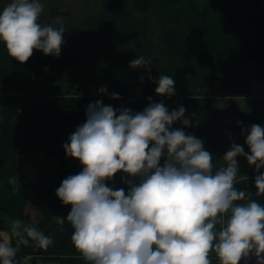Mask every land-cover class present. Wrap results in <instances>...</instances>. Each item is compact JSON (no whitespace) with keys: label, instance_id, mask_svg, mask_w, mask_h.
I'll use <instances>...</instances> for the list:
<instances>
[{"label":"clouds","instance_id":"clouds-1","mask_svg":"<svg viewBox=\"0 0 264 264\" xmlns=\"http://www.w3.org/2000/svg\"><path fill=\"white\" fill-rule=\"evenodd\" d=\"M43 10L42 0H9L0 8V42L12 58L26 62L34 49L61 54L66 30L40 21ZM129 64L151 71L144 56ZM175 82L161 74L154 79L155 92L172 96ZM98 91L108 94L106 86ZM110 95L119 99L120 94ZM149 101L137 112L102 100L86 106V121L63 145L83 168L56 189L62 203L71 205L57 222H70L72 242L90 264H212L213 251L220 264H240L252 256L264 264V204L235 187L241 172L237 157L244 156L258 173L257 195L264 194V126L245 129L250 151L233 142L223 156L226 166L213 173V155L203 140L173 127L177 121L191 125L186 108L169 111L163 101ZM118 172L127 174L122 176L127 191L106 183ZM23 232L26 236L16 235L25 244L29 238L44 248L53 243L34 227ZM15 256L14 247L0 242V264H16Z\"/></svg>","mask_w":264,"mask_h":264},{"label":"trees","instance_id":"trees-1","mask_svg":"<svg viewBox=\"0 0 264 264\" xmlns=\"http://www.w3.org/2000/svg\"><path fill=\"white\" fill-rule=\"evenodd\" d=\"M139 1L111 0L100 21L90 23L95 25L94 33L77 29L64 34L65 43L59 56L81 48L113 52L115 56L107 60L106 75L116 82L114 92L120 98L112 101L109 97H97L91 102L102 100L105 105L117 108L130 96L135 112L148 106L149 97L152 102L163 101L169 111L184 106L185 117L191 119V125L185 127L177 121L173 127L185 128L186 133L203 140L204 147L213 155L215 173L219 170L216 164L220 156L233 142L241 144L245 151L248 149L246 124L264 126V88L256 89L253 82L264 72V12L260 0H211L210 6L203 10L196 5L188 9L184 0H169V6L167 0H142L146 5L140 9ZM40 51H33L26 62H20L8 56L5 44L0 42V93L13 95L0 103V230L12 237L16 264L25 258L59 264H90L72 242L70 222L66 218L63 225L57 222L58 218L67 216L71 205L63 204L56 195L62 180L83 168L78 158L66 155L63 145L77 126L86 121L89 101L65 96H48L43 100L33 98L35 95L29 99L18 96L27 88L23 72L33 69L32 72L43 73L47 63L60 61V57ZM136 56L151 61L150 72L143 67H130L129 62ZM36 59L42 61L37 63ZM143 71L149 72L150 77L136 83L135 77ZM161 74L174 77V95L162 96L155 92L154 79L158 80ZM222 97L249 98L248 113L217 107ZM38 150L60 162L57 174L40 192L35 191L38 183L30 190L15 187V178L24 168L21 155ZM240 171L235 187L247 189L251 199L264 204V194L256 192L255 167ZM126 175L118 172L106 183L116 185L113 182L123 181L122 176ZM120 187L128 189L124 182L117 184ZM29 205L40 214L37 223L26 216ZM16 221L44 232L52 237L53 243L47 248L30 238L27 244L23 243L16 231L25 236L26 233L21 228L14 229ZM210 258L212 264H220L214 251L210 252Z\"/></svg>","mask_w":264,"mask_h":264},{"label":"rangeland","instance_id":"rangeland-1","mask_svg":"<svg viewBox=\"0 0 264 264\" xmlns=\"http://www.w3.org/2000/svg\"><path fill=\"white\" fill-rule=\"evenodd\" d=\"M210 1L211 0H184V4L188 9L196 5L197 8L203 10L209 5ZM236 1L239 2V0ZM8 2L9 0H0V8H3ZM110 2L111 0H42L44 10L39 19L42 22L62 25L66 30L64 34L67 35L77 31V29L81 32L83 29L86 33H90V31L93 32L95 30V25L91 26L90 23L96 22L97 20V22L100 21L105 8ZM145 5L146 4L140 0L138 8L145 7ZM166 5L169 6V0L166 1ZM179 6V4L176 5V7ZM260 6L264 12V0H260ZM33 51L37 53V49ZM38 55L41 56L40 53H38ZM8 56H10V54ZM114 56L115 54L111 51H100L93 48H81L69 52L64 56H59L60 61L47 63L45 67H43V70L46 68L43 73L38 74L37 72H32L33 69L32 71H28L29 73L23 72V83L26 84L27 88L24 93H19V95H17L22 97L26 96L28 99L31 98V95H35L36 97L33 98H40L41 100L48 99L49 97L54 98V96L57 98L64 96L68 98L79 97L81 99H86L89 103L92 99L97 97H109L111 99L112 97L110 94L115 91L117 84L115 81L108 78L106 72L109 66L107 60L112 59ZM36 61L39 63L42 59H36ZM160 66L164 67V64L160 62ZM7 72L12 71L8 70ZM137 75L138 76L135 77L136 83H141L145 78H149L151 74L143 71L142 74L138 73ZM253 80L256 89L264 88V72L261 75H257ZM102 86L107 87L108 94L99 93L98 90ZM130 92L134 93V90ZM138 92L141 91L138 89ZM11 96L13 95H3L0 93V103L3 99L12 98ZM159 98L158 100H161L162 96ZM116 100L117 99L112 98V101ZM123 100H126L123 101V104H116L117 108L127 107L132 109L130 104L132 102V97L129 96ZM217 106L227 110L234 109L247 113L250 103L248 105L246 99L239 101L228 100L220 101ZM249 127L250 125H245V129ZM223 156L224 155L220 157V161L217 163L219 169L226 166L227 163L223 159ZM237 159L240 170L250 167L244 156H239ZM20 160L24 167H30L33 170L31 172L32 176L35 177L33 181L38 183L37 189L35 188L37 192H40V188L49 185L53 180L52 178L59 170L60 162L56 158L48 157L42 150H38L34 153L30 152L26 155L23 154ZM122 182L123 181L113 183L121 184ZM117 184L114 185L116 188ZM111 186L110 184V187ZM29 211L32 213L33 217L37 215V218L33 220L36 223L39 219L38 212H35L31 205H29ZM25 226V222H22L18 228L23 230ZM0 242H7L10 246L13 245L11 235L4 230H0ZM21 264H59V262L45 261L40 258L37 260L25 258Z\"/></svg>","mask_w":264,"mask_h":264},{"label":"water","instance_id":"water-1","mask_svg":"<svg viewBox=\"0 0 264 264\" xmlns=\"http://www.w3.org/2000/svg\"><path fill=\"white\" fill-rule=\"evenodd\" d=\"M33 170L30 167H24L21 171V173L19 174V176H17L15 178V187L20 186L22 189L24 190H30L33 188L34 186V181L33 179L35 177L32 176V172ZM35 212H37L34 209ZM39 214V213H38ZM26 216L28 219L30 220H34L37 218V215H35L33 217L32 213L29 211V206L26 208ZM40 217V214L38 216V218ZM34 222V221H33ZM37 223V222H36ZM240 264H256V258L254 256L250 257L247 261H245L244 259L241 260Z\"/></svg>","mask_w":264,"mask_h":264},{"label":"crops","instance_id":"crops-1","mask_svg":"<svg viewBox=\"0 0 264 264\" xmlns=\"http://www.w3.org/2000/svg\"><path fill=\"white\" fill-rule=\"evenodd\" d=\"M243 99H246L247 101H248V105H249V98H247V97H222V98H219L218 99V101H217V104L220 102V101H228V100H232V101H239V100H243ZM218 107V106H217ZM219 108H221V107H219ZM223 109V108H222ZM231 110H234V109H231ZM235 111H237V110H235ZM248 111H249V108H248ZM243 113V112H242ZM248 113V112H247ZM247 113H245V114H247ZM247 125V124H246ZM248 125H250V124H248ZM251 126V125H250ZM244 129H245V127H244ZM246 133V132H245ZM247 134V133H246ZM250 151V149L248 148L245 152H249ZM222 155H224V154H222ZM221 155V156H222ZM220 156V157H221ZM219 161H220V158H219ZM218 161V162H219ZM216 166H217V164H216Z\"/></svg>","mask_w":264,"mask_h":264},{"label":"built area","instance_id":"built-area-1","mask_svg":"<svg viewBox=\"0 0 264 264\" xmlns=\"http://www.w3.org/2000/svg\"><path fill=\"white\" fill-rule=\"evenodd\" d=\"M125 101H126V100H125ZM121 104H123V102H122Z\"/></svg>","mask_w":264,"mask_h":264}]
</instances>
